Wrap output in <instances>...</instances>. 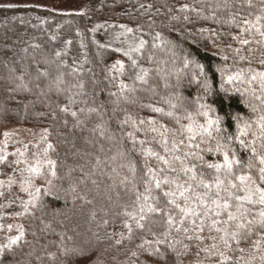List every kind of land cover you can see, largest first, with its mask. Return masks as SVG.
I'll list each match as a JSON object with an SVG mask.
<instances>
[{
    "label": "trees",
    "instance_id": "trees-1",
    "mask_svg": "<svg viewBox=\"0 0 264 264\" xmlns=\"http://www.w3.org/2000/svg\"><path fill=\"white\" fill-rule=\"evenodd\" d=\"M261 33L264 0H102L86 13L0 6V137L9 125L43 126L53 161L51 178L23 218L22 237L0 246V264H92L116 238L135 243L137 222L143 225L142 240L148 235L174 253L187 245L188 235L194 238L199 230L204 236L212 219L227 220V211L211 201L228 199L223 189L229 179L238 188L228 190L243 196L236 176L258 180L251 149L264 154ZM209 120L219 123L209 126ZM218 143L224 145L219 151ZM148 149L165 156L176 171L146 156ZM225 152L240 161L232 176L207 167L223 164ZM192 164L194 181L181 171ZM5 168L0 158V175ZM149 168L161 181L191 184L187 199L174 184L156 188ZM217 177L224 181L219 197ZM201 179L212 184L210 191L199 186ZM166 191L177 194L167 197ZM206 192L207 207H198L197 194ZM170 199L199 215L185 216ZM229 202L228 211L235 213L237 201ZM149 205L162 211H149ZM244 207L248 219L261 209ZM151 224L162 233L144 229ZM234 225L220 224L215 263L264 264V229L254 226L246 239L226 248L223 229ZM86 238L94 242L86 244Z\"/></svg>",
    "mask_w": 264,
    "mask_h": 264
},
{
    "label": "rangeland",
    "instance_id": "rangeland-1",
    "mask_svg": "<svg viewBox=\"0 0 264 264\" xmlns=\"http://www.w3.org/2000/svg\"><path fill=\"white\" fill-rule=\"evenodd\" d=\"M101 2L102 0H0V6L38 7L61 13H86L99 7ZM110 38L114 39L113 36ZM112 43L121 45L118 40ZM49 145L51 141L43 126L9 125L3 129L0 137V158L5 162L6 168L0 175V246L12 245V239L22 237L23 218L28 206L52 176L53 161ZM208 218L212 219L210 216ZM213 220L215 219L206 226L207 233L204 236L199 230L196 237L200 239L188 235L185 240L187 245L182 249L179 247L174 253H166L162 243L152 240L148 235L146 240H142L139 235L141 228L138 227L137 235L133 238L135 243L132 244L131 240L126 244L123 241L130 239L116 238L113 248L104 249L99 256L96 254L92 264H217L214 258L219 252L220 237L215 229L220 228L221 223L218 226L213 225ZM190 227L193 228V225L190 224ZM151 228L154 233H162L161 226L151 224L144 227L147 231ZM92 239L86 238L84 243L94 242ZM104 239L100 242L105 241ZM213 245L216 247H212ZM211 260L212 262L208 263Z\"/></svg>",
    "mask_w": 264,
    "mask_h": 264
},
{
    "label": "snow or ice",
    "instance_id": "snow-or-ice-1",
    "mask_svg": "<svg viewBox=\"0 0 264 264\" xmlns=\"http://www.w3.org/2000/svg\"><path fill=\"white\" fill-rule=\"evenodd\" d=\"M261 17H257V20H260ZM129 31H131V29H129ZM259 31V29H258ZM261 35H264V33H261ZM143 43V42H141ZM241 43L247 44L248 41L247 40H243L241 41ZM59 55V53H58ZM133 63H135V61H133ZM259 75L264 78V73H259ZM138 79H142V77H138ZM231 79V77L229 78ZM203 107V105H202ZM154 111H161V109H154ZM73 115H75V113H73ZM169 115H171V113H169ZM204 115H207V113H204ZM262 120H264V117L261 118ZM141 123H143V121H141ZM219 121H208L209 126L214 125V124H218ZM262 127H264V125H262ZM219 129H217L218 131ZM152 131H156V129H152ZM189 131H191V129L189 128ZM205 131L207 132L208 129L205 128ZM241 134H243V130H241ZM163 135V134H162ZM210 135V133H209ZM189 139H194V137H189ZM238 139V137H237ZM141 143L143 144L144 141H141ZM181 143H183L181 141ZM240 143L243 145L244 141H240ZM164 144H167V140H164ZM49 147H51V145H49ZM173 149H177V145L175 143H173ZM196 147H199V145H196ZM224 147V145L221 144H217V151L221 150ZM264 147V146H262ZM169 149L167 147H165V152H168ZM209 151H211V149H209ZM252 152V156L256 157V159L258 160L259 163V168H258V180L254 179L252 175L249 174H241L236 176V180H238L240 182V190L244 191V195L240 196V195H235L233 192L229 191L228 188L230 189H236L238 188V185L236 183H233V181L231 179H229L227 181L228 183V188L223 189L224 191H228V199H225L223 201V203L221 204L217 199H213L211 202L212 204H215L217 208H223L224 210L227 211V220L224 221H220V220H213L212 224L213 225H217L220 223H224V224H229V222L235 221V225H234V230L229 231L228 228L223 229L224 235L221 236V240L224 243V246L230 247V241H234L236 244H239L241 242L242 239H246L248 235H251L253 233V228L254 226H258L261 229H264V187H261L260 185H264V154H257V150L255 147H253L251 149ZM145 155L146 156H154L156 157L157 160L161 161L164 165H169V168L171 171L175 172L176 169L171 167L169 160L165 157V156H160L159 154L153 152L151 149L145 150ZM189 153H185V157L189 156ZM193 156H195L196 159L198 160H203L202 156H196V154H191ZM173 160H178L181 162V164H183V160L181 159L180 156H173L172 157ZM51 163V162H50ZM240 163L239 160H237L235 153L232 154L231 158H229V154L227 152L224 153V163L223 164H212V163H208L207 167L210 169H216L217 171L221 170L222 168L226 169V176H232L234 175L233 172V165H238ZM247 167L249 169H252L253 167H255V165L253 164L252 160L250 159L248 162ZM33 171H36V169H32ZM161 171H163V169H161ZM181 171L183 173L187 174H191L189 179L191 180H196L197 176H196V165L192 164L191 166H185L181 168ZM148 174L152 175V178L155 180V186L156 188H160L161 187V183L164 184H174L176 189L179 190V196L182 198L187 199V197H185V192H191L192 191V185L191 184H187V186H185V184H181L179 182V178L175 179V180H169L168 178H165L163 181H161L160 179H156L155 178V173L154 170L149 168L148 169ZM202 175V174H201ZM224 184V181L221 180L219 177L216 178V182H215V187L217 189L216 192V196L219 197L220 196V190L222 185ZM252 184L255 185L254 189L249 187L248 185ZM199 186H203L205 189H208L209 191L212 188V184L210 183H205L203 179L200 180L199 182ZM147 190V189H146ZM176 192H172V191H166L164 193L165 196L167 197H174L176 196ZM208 196V193H204L203 195L197 194L196 196V200H198L200 202L199 206H204L207 207L206 204V200L205 198ZM139 199V197H138ZM149 199L148 196H144V200L147 201ZM229 200H235L237 201L235 208H236V212H232V211H228L231 207H233L232 204H230ZM169 204H174L176 206V208L179 209L180 212L184 213L185 216L188 215H192V216H198L199 213L194 211L193 209L190 208H186V207H182L180 204H178L176 202L175 199H170L168 200ZM245 203L249 204V205H260L261 209L257 212L256 216H254L252 219H248L247 217V213L249 212V209L245 208L244 205ZM141 211H143V208H141ZM149 211H153V212H160L162 211L161 209H158L152 205H149ZM131 215V214H130ZM168 215V219H167V223L169 225H172L174 223L173 217L170 214H166ZM205 215H207V213H205ZM217 216L220 215L219 212L216 213ZM258 217V219L256 218ZM141 220L144 219V216L140 217ZM138 226L143 227V225H140L139 222ZM181 223H183V218L181 219ZM203 227V222H201V230ZM131 231V229H129ZM217 232H220L221 229L220 228H216L215 229ZM185 231H187V229H185ZM261 235H264V233H260ZM191 238V237H189ZM197 239H200V237H196ZM19 239V237L14 238L10 241L11 244H15L17 242V240ZM256 245H259V241L255 242ZM212 247H216V245H213ZM239 251H243V249H239ZM221 255H223V253H221ZM262 260H264V257H261Z\"/></svg>",
    "mask_w": 264,
    "mask_h": 264
}]
</instances>
